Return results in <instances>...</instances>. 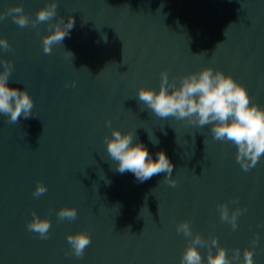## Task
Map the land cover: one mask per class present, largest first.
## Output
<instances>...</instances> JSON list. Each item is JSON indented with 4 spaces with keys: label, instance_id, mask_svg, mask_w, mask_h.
Returning a JSON list of instances; mask_svg holds the SVG:
<instances>
[{
    "label": "water",
    "instance_id": "1",
    "mask_svg": "<svg viewBox=\"0 0 264 264\" xmlns=\"http://www.w3.org/2000/svg\"><path fill=\"white\" fill-rule=\"evenodd\" d=\"M17 3L34 19L48 0H0V12ZM69 14L75 25L50 54L42 47L54 30L48 22L0 20L11 45L0 58L14 65L9 84L34 101L33 116L18 124L0 115V264H180L184 219L193 234L215 235L229 257L239 247L241 260L258 235L254 264H264V157L245 172L211 125L162 120L138 101L140 86L159 89L163 69L171 79L212 65L264 106V0H57L53 23ZM108 120L132 130L154 158L163 149L176 186L161 182L164 173L143 183L119 173L104 141ZM38 181L47 192L37 198ZM236 197L245 210L233 230L218 204L231 211ZM62 206H75L77 218L59 221ZM33 209L51 221L47 239L27 228ZM80 230L91 244L81 258L66 255L67 234Z\"/></svg>",
    "mask_w": 264,
    "mask_h": 264
},
{
    "label": "clouds",
    "instance_id": "2",
    "mask_svg": "<svg viewBox=\"0 0 264 264\" xmlns=\"http://www.w3.org/2000/svg\"><path fill=\"white\" fill-rule=\"evenodd\" d=\"M6 14L11 15L20 28H25L29 24L37 27L48 22V27L54 30L43 36L42 47L45 54H50L54 45L62 44L75 25L71 14L67 20L60 17L53 23V18L57 16V0H48L46 6L37 10L34 19L29 17L19 3L0 12V20H3ZM103 39L106 41V35ZM0 48L5 51L11 48L6 37H0ZM66 52L72 57L71 51ZM0 64L3 65L0 70V115L8 117L10 124H18L21 117L28 119L33 116V97L26 88L10 86L9 77L13 71V62L0 58ZM72 83L75 84L74 81ZM138 101L162 120L174 117L177 120H187L198 128L211 125L214 140L229 143L236 148V162L245 172L256 167L261 157H264V106L253 102L246 86L219 68L214 70L212 65H207L171 79L168 70L163 69L159 89L140 86ZM106 124L111 128V136L108 134L104 136L107 153L116 163V170L119 173L130 172L139 183L164 173L161 182L176 186L177 179L172 175L173 163L163 149H160L154 158L143 142L138 140L134 142L135 133L132 130L122 131L120 128H113L111 120L106 121ZM149 138L152 140L151 136ZM152 142L159 143L157 139ZM46 192L47 186L38 181L33 196L38 198ZM233 203L237 206L231 211L227 202H220L218 209L220 219L229 223L235 230L238 226V217L245 209L239 206L238 197L234 198ZM77 215L75 206H62L57 212V219L74 221ZM27 228L39 238L47 239L50 235L51 221L48 217L41 218L33 209ZM176 231L188 238L180 264H233L234 260L238 264H254V248L259 242L258 235L252 239L253 247L244 248L241 260L239 247L235 248L229 257L226 247L219 243L215 235L206 239L198 232L193 234L187 219L176 224ZM67 242L70 248L66 250V255L81 258L91 244V236L84 230L69 232ZM204 247L207 248L206 259L200 251V248ZM213 248L216 249L215 252Z\"/></svg>",
    "mask_w": 264,
    "mask_h": 264
}]
</instances>
